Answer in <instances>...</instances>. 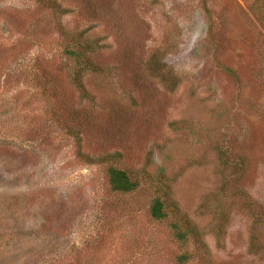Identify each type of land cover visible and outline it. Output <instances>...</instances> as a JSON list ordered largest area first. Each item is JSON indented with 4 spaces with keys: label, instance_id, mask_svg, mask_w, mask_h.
<instances>
[{
    "label": "rangeland",
    "instance_id": "rangeland-1",
    "mask_svg": "<svg viewBox=\"0 0 264 264\" xmlns=\"http://www.w3.org/2000/svg\"><path fill=\"white\" fill-rule=\"evenodd\" d=\"M83 31L87 97L64 52ZM113 153L159 179L187 243L150 218L153 187L109 188ZM182 254L264 264V0H0V264Z\"/></svg>",
    "mask_w": 264,
    "mask_h": 264
},
{
    "label": "trees",
    "instance_id": "trees-1",
    "mask_svg": "<svg viewBox=\"0 0 264 264\" xmlns=\"http://www.w3.org/2000/svg\"><path fill=\"white\" fill-rule=\"evenodd\" d=\"M87 33V31H83L77 34L76 37L72 38L70 42L71 44L66 47V50H64L66 59L70 64V83L78 91V93L84 97H87V91L83 83V77L86 73L94 72L98 68V64H95L93 58L94 48H91L86 43ZM68 133L75 140L78 150L80 142L79 132L69 128ZM119 156L120 155L118 153H113L105 154L104 156L95 159V162L107 165L105 173L109 188L113 192L126 194L136 191L144 183L153 187L154 195L149 206L150 218L157 222H163L171 218V221L167 223L173 232V238L177 243H187L189 236L192 237L191 235L193 233V229L187 218L179 214L178 208L170 199L168 192L163 188V186L161 187L159 179H157V182H153L146 179L143 175L138 178L137 175L131 171L112 166L113 162L116 161ZM141 179L144 181L140 182ZM253 240L254 239L251 238L250 245L248 246V253L250 254H255ZM186 258V254H182L176 257V261L178 264H186Z\"/></svg>",
    "mask_w": 264,
    "mask_h": 264
}]
</instances>
